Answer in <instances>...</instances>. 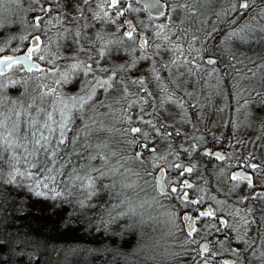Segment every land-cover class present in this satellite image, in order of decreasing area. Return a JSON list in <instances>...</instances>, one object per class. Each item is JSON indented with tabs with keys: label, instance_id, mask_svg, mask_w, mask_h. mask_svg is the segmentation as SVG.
Returning <instances> with one entry per match:
<instances>
[{
	"label": "snow or ice",
	"instance_id": "snow-or-ice-1",
	"mask_svg": "<svg viewBox=\"0 0 264 264\" xmlns=\"http://www.w3.org/2000/svg\"><path fill=\"white\" fill-rule=\"evenodd\" d=\"M31 2L36 7L30 22L31 39L27 50L16 55L20 49L0 47V160L5 159L6 153L11 154L8 173L5 175L0 170V186L7 184L21 189L31 201L30 208L35 204H46L49 211L61 217L59 223L79 213L85 221L84 227L92 224L102 230V235H110L113 243L138 223L145 222L142 210L149 201L140 195L141 192L147 194L145 186L155 192L151 197L153 203H159V197L171 198L196 212L195 216L185 212L181 218L189 238L186 243H197L195 235L199 229L196 224L201 219L209 221V232L231 230L233 225L224 217L240 216L239 210L225 212L211 205L203 207L207 193L190 198L189 190L195 186L186 178L198 171L196 160L201 156L217 161L228 157L205 147L208 141L198 126L202 117L198 116L197 123L192 124L187 115L182 116L181 122L192 127L191 134H184L175 122L168 123L157 111L155 101L160 100L161 110L171 104L183 112L185 96L192 94L176 97L165 86L161 88L165 93L162 98L154 96L145 79L133 72L139 61H152L155 78L161 80L160 69H156L154 63L163 50L173 54L170 64L185 67L189 76L214 73L215 67L205 70L202 65L215 66L218 63L205 45L215 39L214 33L219 29L213 27L202 35L196 34L200 31L198 28L190 31L203 15L201 9L212 0ZM20 3L21 0H0V18L6 5ZM53 12L59 14L53 16ZM216 17L226 25L223 36L216 41L217 47L233 41L264 45V0H229L228 9L216 13ZM224 17L228 19L225 21ZM53 20L62 26V32H71L72 43L78 46L69 56L60 57L67 61L62 66H57L49 53L52 37L48 36V31L54 26ZM65 23L77 27L75 30L63 28ZM102 25H109V30L118 34L117 39H106ZM81 29L95 30L100 50L96 44H89ZM42 36L46 40H42ZM82 37L84 43H81ZM22 39L28 40L29 37ZM197 43L200 47L196 46ZM113 45L115 49L110 47ZM113 50H127L129 55L126 59L122 57L123 62L117 67H110L107 62L100 66V59L111 55ZM6 51L8 54H4ZM80 51L95 53L88 56L91 63L79 59ZM201 53L207 54V58ZM169 67V64H161L162 69L168 70ZM18 72L27 73V77L14 79L13 74ZM49 78L51 83H46ZM29 81H32L31 90ZM65 86H69L67 92ZM13 90L18 93L16 98L10 95ZM98 91L104 99L97 97ZM240 94L241 88L238 87L237 95ZM116 105L120 106L119 109ZM189 107L195 108L196 105L189 104ZM100 108L106 111L101 113ZM101 116L111 119L112 126H104ZM207 131L213 140L219 139L210 128ZM176 136H181L187 143H173ZM255 159L251 153L237 157L239 171L227 177L234 182L233 188L243 185L252 189L249 198L253 200L264 199V192H255L264 175V162H255ZM208 199L217 205L225 203L215 196ZM197 205L201 207H193ZM89 212L95 214V220L89 218ZM240 220L246 230L257 223L246 215L240 216ZM260 227H264V222L257 223V228ZM18 242L24 243L22 236ZM245 243L252 248L248 241ZM4 251L5 246L0 244V255ZM230 251L236 257L231 264H238L241 252ZM217 255L206 243L197 251L200 259L196 264L201 261L209 264ZM260 259L264 261V252L260 253Z\"/></svg>",
	"mask_w": 264,
	"mask_h": 264
},
{
	"label": "trees",
	"instance_id": "trees-1",
	"mask_svg": "<svg viewBox=\"0 0 264 264\" xmlns=\"http://www.w3.org/2000/svg\"><path fill=\"white\" fill-rule=\"evenodd\" d=\"M220 2L221 0H212L211 3L206 4L201 9L203 15L194 22L190 31H194L197 28L200 29L196 33L197 35H202L204 31H211L212 25L219 23L214 10L218 6L222 7ZM224 2L227 10L229 0ZM33 14V12L14 13L13 11L5 10L3 17L0 18V38L3 37L2 40L11 38L9 35L6 36L4 28L6 30L10 28V31L15 33V28L20 22H27V18L32 17ZM54 14L58 15L59 13L54 12ZM53 22L55 24L54 33L60 30L59 27L61 25L57 24L55 20ZM239 22L237 21V23ZM68 27L70 26L65 23L64 28ZM81 31L87 37L88 42L90 39H94L92 44H96L99 50L100 44L96 41L95 30L81 29ZM92 31H94V34H92ZM223 34L224 29L214 33L215 39L210 41L205 47L209 49L212 57H217L221 61L223 69L226 70L224 85L227 87V91L225 95L228 103L233 104L227 109L228 116L230 113L229 122L232 123L231 119L234 113L237 115L238 120L247 122L246 124L250 126L255 120V116L259 113L257 109L261 107L257 104L264 102V98H262L264 95L255 94L256 92L264 94V91L259 89L264 87V66H261L264 65V45L256 42L240 44L233 41L225 43L223 47H217L216 41ZM14 39L18 47H20L19 45L22 42H19L18 38ZM73 39L71 32H64L61 48H63L65 43H69L72 46ZM81 43H84L83 37L81 38ZM89 44L91 43L89 42ZM196 46L200 47V44L197 43ZM80 52L86 59H88L89 55H95V53ZM128 55L129 53L123 55L122 51L116 52L113 50L111 55H106L105 57H128ZM201 55L204 58L207 57L205 53H201ZM159 57H173V54L161 50ZM51 58L55 59V57ZM55 62L62 66L67 61L63 59ZM45 65L46 67H52L51 64ZM202 66L205 69L212 68L210 65ZM183 68L186 70L185 67ZM143 71H146L147 74L154 73L151 61L141 60L136 68L133 69L136 75L143 73ZM21 77L26 78L27 73L19 72L18 74H13L14 79H21ZM45 82L51 83V78ZM31 84L32 81H29V90H31ZM146 86L149 90H152L150 85ZM68 87L65 86V92L68 91ZM238 87L242 90L240 95H237ZM244 89H248V91H244ZM253 89L259 91H253ZM152 92L158 94L154 90ZM249 92H251V95H249ZM10 95L16 98L18 93L13 90L10 91ZM97 97L104 99L99 91L97 92ZM245 101H247L246 105H244ZM238 105L239 108L237 107ZM99 111L104 113L106 110L100 108ZM100 118L103 124L105 123L108 127L112 126L113 121L111 119H106L103 116ZM262 123L260 125V135H264V121ZM254 129H258V127ZM179 141L178 138L176 143ZM9 161H11L10 153H6L5 159L0 160V170L5 175L10 170ZM140 183L142 184L143 181ZM145 187L147 188V194L145 192L140 193L141 197L149 201L145 205V209L142 210L145 222L143 224L138 223L135 228L117 237V242L113 243L110 235H102V230L94 228L92 224L84 227L85 221L79 213L72 214L63 223H59L61 217L49 211L46 204H35L30 208L28 205L31 201L21 189L10 187L7 184L0 186V244L4 245L6 249L0 255V264H196L197 257L194 255L196 252L190 243H186L188 238L186 231L182 228L181 212L177 206V201L171 198L159 197V203H153L151 197L155 195V192L150 186ZM160 212L169 214L173 220L168 232L165 230L159 232L155 229V221L159 218ZM88 215L90 219H96L93 212H89ZM61 216H63V213H61ZM21 236L24 240L23 244L18 242ZM146 244L156 245L152 253L148 251Z\"/></svg>",
	"mask_w": 264,
	"mask_h": 264
},
{
	"label": "flooded vegetation",
	"instance_id": "flooded-vegetation-1",
	"mask_svg": "<svg viewBox=\"0 0 264 264\" xmlns=\"http://www.w3.org/2000/svg\"><path fill=\"white\" fill-rule=\"evenodd\" d=\"M35 7L36 5H34L31 2V0H21V3L19 5L16 4L6 5V11H8L7 9H11V11H13L14 13H28L27 12L28 10H32L30 12H33V8ZM218 22H219L217 23L218 26L222 27V25H224V23H221L220 20ZM28 23H29L28 21L20 22V24H23L26 27L27 29L26 32L23 35L18 34L17 31L20 25L19 24L15 28V33L11 31V35H9L11 38L1 41V46L5 47L6 49H14V48L20 49L14 38H18L19 42L25 41L28 44L26 49L25 50L20 49V51L15 52L16 55H22L23 52L26 51L27 48L29 47V40L31 39V37L29 36L30 30L28 31V25H27ZM52 23L55 26L54 22ZM54 26L50 27V31H48V36L52 37V42L50 43V45L58 49V47H61L62 45L58 46L56 45V42L62 41L64 32H62V26H61L59 27L60 29L59 31L53 33ZM109 29L110 26L108 27V38L111 40L117 39L118 34H113ZM4 30L8 35L7 31L10 30V28H7V30L4 28ZM73 30H75V28H73ZM25 36H28L29 39L23 40L22 38ZM44 38L46 37L43 36L41 37L42 40H44ZM111 47L114 49L115 46L113 45ZM121 58L122 57H107V60L110 59L116 60ZM123 58L126 59L127 57H123ZM212 58L217 59L218 63L215 66H210L216 68V71L211 75L198 73L194 76H189L187 74V70L182 69L181 67H180V71L176 70L170 72L168 70H165L163 74L165 75L167 73L170 79L172 75L173 76L176 75L177 78L179 79L178 85L179 86L182 85L181 81H183V84H185L182 86V88L187 86L188 89L192 91L194 90V88L193 86H191L190 82L188 81H196L198 84H200L201 86L200 88L207 86V89H209V91L212 90L214 91V93L222 95L227 91V87L224 85L226 70L223 69L222 67L223 65L221 64V61H219L217 57H212ZM88 62L91 63L90 60H88ZM173 73H177V74H173ZM186 78L188 79L187 81L188 84L184 81V79ZM165 84L169 85L167 81L165 82ZM166 87L167 90L169 88L173 91L174 88L177 89V87H172V86H166ZM259 89L264 91V87H260ZM203 91H202V96H203ZM190 103L196 105V108L200 106L199 101L197 102L189 101L187 105ZM212 114L214 119L201 115L200 117H202V119L200 120V124L202 125L214 124L213 121L216 119L218 120L219 123H223L222 120L219 119L216 111H214ZM229 120L230 119H228V124L229 125L232 124V125L228 128V133H225L224 136H219L218 140L207 142V144L205 145V147L211 148L212 151L222 152L228 158H226L224 161H217L212 157L201 156L200 159L196 160L198 171L193 173L190 177H186L195 186L193 190H189V196L190 198H197L198 196L207 193L205 197V204L203 205V207H207L211 205L213 208L219 207L222 209V211L225 212L230 209H238L240 216L246 215L249 220L255 219L257 223H262L264 222V199H256V200L250 199L249 197H251L253 194L252 189H248L243 185L239 188H233L234 182L228 180L227 177L232 172L239 171L236 164L237 157H245L249 153H251L256 158L255 162H264V135H260L259 133L261 132L255 135L254 139L257 143L253 145V148H249L248 144H246V142L251 144L249 141L244 140L239 142L237 140V137L247 138L246 136L236 137L233 130L230 131V128L233 126L234 118L232 117L231 119L232 123H230ZM206 139L208 141V137ZM195 158L196 157L193 156V159ZM200 189H203V192H201ZM255 192L257 193L264 192V175H262L261 178L259 179L257 186L255 188ZM210 196H215L217 200L224 201L225 203L222 205H217L215 201L208 199V197ZM176 201H177V206L179 207V210L181 212V218L183 217L185 212H189L193 216L196 215V212L193 211L192 208H185L183 205H181V203L178 200ZM193 207H201V206L197 205ZM240 216L237 217L225 216L224 218L229 219V222L233 225V228L231 230L223 229L219 233L215 232V230H212L210 232L208 231L207 229V224L209 223L208 220L201 219L196 224L197 229H199V232L195 235V239L197 240V243L196 244L190 243V245L193 248V250L196 252L194 253V255L197 257V260L200 259L199 256H197V251L200 249L202 245L207 243L213 251L218 253L216 257L212 258L209 261V264H217V261H219V264H224L225 261H227L228 264H231V261L235 260L236 257L232 255L230 249H236L241 252V259L238 261V264H264V261L260 259V253L264 252V227H260L258 229L257 223H253L246 230L245 227L243 226L242 221L240 220ZM213 223L215 222L213 221ZM182 226H184L185 228V222L183 221H182ZM245 241H248L250 244H252V248H249L248 244H246ZM253 248L255 249L254 252H253ZM200 264H203V262L201 261Z\"/></svg>",
	"mask_w": 264,
	"mask_h": 264
},
{
	"label": "rangeland",
	"instance_id": "rangeland-1",
	"mask_svg": "<svg viewBox=\"0 0 264 264\" xmlns=\"http://www.w3.org/2000/svg\"><path fill=\"white\" fill-rule=\"evenodd\" d=\"M224 1L227 2V0H221L220 4L222 5V7L218 6L214 10L215 13H218V12L222 13V12L226 11V3ZM30 11H32V10H28L27 12H30ZM52 15L54 16L55 14L52 13ZM30 18L31 17L27 18V20L29 22L27 24L28 25V31L29 30L31 31L30 22L32 21V18L31 19ZM223 19L226 21L228 18L224 17ZM156 23H158V21H156ZM222 26L223 27H220V26H218V24H216V25H212V28L216 27L219 30H221V29L225 28V25H222ZM70 27L76 28L77 25L73 24V25H70ZM101 27H102V30H103L105 36H106V39H109L108 38V31H107V27H109V25H102ZM26 30H27L26 27L23 24H20L17 32H18V34L23 35L26 32ZM7 33H8V35H11L10 30H8ZM92 34H94V31H92ZM8 35H6V36H8ZM90 37H91V35H90ZM2 38L3 37L0 38V47H2L1 46ZM93 41H94V39L89 40V42L91 44L93 43ZM27 45L28 44L25 41H23L19 46H20V49L25 50ZM48 47H49L50 56L55 57V61H57V60H63L60 57H67L70 54H72L78 46L74 45L73 50L70 52H67V53L61 47H58V49L53 47L52 45H49ZM52 49H53V52H52ZM99 50H100V46H99ZM125 53L128 54V51L127 50H125V52L122 51L123 55H125ZM4 54H8V52H5ZM83 56L84 55H81V52L78 53V57L80 60H86V57L85 56L83 57ZM171 59H172V57H167V58L166 57L165 58L164 57H157V58H155V63H154L155 68L160 69L159 75L161 76V80H159V81L156 80L155 73H152V72L150 74H147L146 71H143V73L137 74V76L145 79L146 85H150L152 90H154L155 92L158 93V94H155L150 89L149 91H151L154 96H160L162 98L165 95V93L161 91V88H163V86L177 87V89L174 88V91L171 90L170 88L168 89L169 93H175L176 97L184 96L185 93H191L192 94L191 96H185V108H184L183 112L181 111V109L178 106L171 105V104H166L165 105L166 110H161L160 109V100H156L155 104L157 106V111L160 112L161 118L165 119L168 123L175 122L176 127L180 128L182 133L191 134L192 127L190 124L181 122L182 116L187 115L191 119L192 124H196L198 116L200 117L202 115V116H207L211 119H214L212 113L214 111H216L219 119H221L223 123H219L218 120L216 119L213 121L214 124L202 125L199 123L198 126L200 127V132L203 133L206 138L208 137V142L214 141L212 139V137L208 135L207 130L209 128L211 129V132L215 134L216 137L224 136L225 133H228V128L232 125V124L231 125L228 124V119L230 117V113L228 116V110L227 109H229L233 105V104L228 103V99H226V95H225L226 92L223 93L222 95L221 94L219 95L217 93H214V91H212V90L209 91V89H207V86L200 88L201 87L200 84H198L196 81H188L187 78L184 79V81L187 84H188V82H190V84H191V86H193L194 90L191 91L190 89H188L187 86L182 88V86L185 84H182L179 86L178 85L179 79L177 78L176 75H174V76L172 75L171 79H170L168 77L167 73L165 75L163 74L165 69L161 68V64H169L170 67H169L168 71H170V72L176 71V70L180 71V68H177V67L172 66L170 64ZM189 59H190V57H189ZM105 62H107V64L113 68L119 66L122 63V61L120 59L107 60V57H103L99 61V64L101 66H103L105 64ZM55 64L57 66H60V64L57 62H55ZM138 64H139V62H138ZM152 64H153V62H152ZM181 68L184 69L183 67H181ZM18 73H14V75L18 74ZM142 74H144L145 76ZM173 74H177V73H173ZM128 75H130V77H131L132 73L130 72ZM166 81L169 83V85L165 84ZM156 87H157V90H156ZM202 91H203V96H202ZM218 95H219V97H218ZM262 98H264V97L262 96ZM189 101H192V102L199 101L200 106H198L197 108L196 107L195 108L189 107V104L187 105V103H189ZM258 106H261V107H259V109H257V112H259V113L255 116V120L250 124V126L246 124L247 122L238 120L237 116L235 114H233V116H232L234 118V122H233V126L230 128V131L233 130L236 137L237 136H246L247 138L237 137V140L239 142L244 141V140L249 141L251 144L246 142V144H248L249 148H253V145H255L257 143L255 141L254 137H255V135H257L259 133V131H261L260 125L263 124L262 122L264 121V111H263L264 110V102L258 103ZM119 107H120L119 105H116L117 109H119ZM237 107H239V106H237ZM117 113H119V112H117ZM252 125H254V126H252ZM104 126L108 127L105 123H104ZM253 127L254 128L258 127V129H254ZM197 134H199V133H197ZM178 138L180 140L178 143H185V144L187 143L186 141H183L181 136L174 137L173 143H176ZM250 138H251V140H250ZM162 147H163V144H161V148ZM172 223H173V220L169 214L160 212L159 218L155 221V226H156L155 229L158 230L159 232H162L164 230L166 232H168L169 226H171ZM182 228H184V226ZM146 247H147L148 251L150 253H152V251L156 248V245L152 246V245L146 244Z\"/></svg>",
	"mask_w": 264,
	"mask_h": 264
},
{
	"label": "bare ground",
	"instance_id": "bare-ground-1",
	"mask_svg": "<svg viewBox=\"0 0 264 264\" xmlns=\"http://www.w3.org/2000/svg\"><path fill=\"white\" fill-rule=\"evenodd\" d=\"M61 44H63L62 41L56 42V45H61ZM73 48H74V44L71 46V45H69V43H65L64 46H63V49L66 51V53L72 51Z\"/></svg>",
	"mask_w": 264,
	"mask_h": 264
}]
</instances>
